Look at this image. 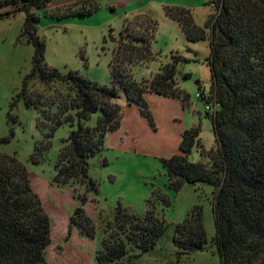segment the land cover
Segmentation results:
<instances>
[{
  "label": "trees",
  "instance_id": "16d2710c",
  "mask_svg": "<svg viewBox=\"0 0 264 264\" xmlns=\"http://www.w3.org/2000/svg\"><path fill=\"white\" fill-rule=\"evenodd\" d=\"M50 1H0V20L24 14L19 41L24 40L33 48L31 71L13 106L22 102L26 108H55L52 117L45 116L51 120V131L76 125L58 154L54 183L81 185L87 193H95L96 184L88 177V160L102 152L106 135L119 127V92L127 105L136 106L143 114L147 112L143 100L146 93L185 104L189 97L179 88L176 75L179 65L187 62L172 55L169 62L159 63L150 78L134 80L137 66L157 63L161 57L152 52L156 25L149 20V27L143 32L124 25L109 66L111 88L97 86L75 73L62 76L47 67L44 43L37 35L40 16L36 11L45 10ZM210 5L214 6V13L203 26H198L184 8H167L166 17L178 25L187 42L209 44V93L205 96L199 91L198 99L208 108L215 147L204 150L199 131L194 128L181 136L179 154L161 160V164L167 187L174 192L186 184H203L213 189L212 244L220 264H264V0H213ZM61 11L49 19L55 22L93 14L84 7L70 13ZM32 81L43 87L59 83L71 96L51 102L45 94L29 89ZM69 111L75 112L74 118L67 116ZM96 113L100 115L96 126H86L85 122ZM9 141L4 138L0 144ZM195 148L201 149L199 154L205 162L188 161ZM32 161L36 163L35 158ZM76 218L87 221L81 209L75 210L71 223L77 225ZM109 228L115 233L108 234ZM165 230L164 222L151 210L140 218L119 207L108 224L96 262L122 264L128 247L140 254L148 253ZM84 231L90 235L89 228ZM50 243V219L30 187L26 168L14 156L0 153V264H47ZM173 244L181 254L204 251L206 236L198 208L176 227Z\"/></svg>",
  "mask_w": 264,
  "mask_h": 264
},
{
  "label": "rangeland",
  "instance_id": "374dc122",
  "mask_svg": "<svg viewBox=\"0 0 264 264\" xmlns=\"http://www.w3.org/2000/svg\"><path fill=\"white\" fill-rule=\"evenodd\" d=\"M212 1L51 0L45 10L36 11L40 16L37 35L44 43L45 63L62 76L75 73L97 86L111 88L109 66L124 25L127 23L130 29L143 32L149 27V20L156 25L152 52L161 57L157 63L137 66L134 80L150 78L159 63L169 62L172 55L187 62L179 65L176 75L179 88L189 97L185 104L146 93L143 100L147 112L143 114L136 106L127 105L123 93L119 92V127L106 135L102 152L88 160V177L96 184L95 193H87V188L81 185L54 183L58 154L76 125L51 131V120L45 116L52 117L55 108H26L22 102L13 106L24 78L31 71L33 48L24 40L19 41L24 14L0 20V140L10 138L9 143L0 144V153L14 156L26 168L30 187L50 219L47 264H97L108 224L119 207L140 218L151 210L166 226L150 252L140 254L128 247L122 264H220L212 244L213 189L203 184H186L174 192L167 187V175L161 164V160L179 154L181 136L194 128L199 131L204 150L215 147L205 104L197 97L199 91L205 96L209 93L210 70L206 64L209 44L187 42L178 25L166 17L167 8H184L191 12L198 26H203L214 13ZM79 7L91 9L93 14L55 22L49 19L59 10L70 13ZM185 76L188 78L184 79ZM28 85L30 90L45 94L51 102H61L71 96L59 83L43 87L32 81ZM67 116L74 118L75 112L69 111ZM99 116V113L91 115L85 125L96 126ZM199 150L195 148L191 152L189 162L206 161ZM196 208L201 212L205 249L181 254L173 244L175 229ZM77 209L82 210L87 221L76 218L75 225L71 219ZM88 228L90 235L84 231ZM110 228L108 234H114Z\"/></svg>",
  "mask_w": 264,
  "mask_h": 264
},
{
  "label": "built area",
  "instance_id": "2783aa9c",
  "mask_svg": "<svg viewBox=\"0 0 264 264\" xmlns=\"http://www.w3.org/2000/svg\"><path fill=\"white\" fill-rule=\"evenodd\" d=\"M197 97H199V93H198ZM206 109H208V108H206Z\"/></svg>",
  "mask_w": 264,
  "mask_h": 264
}]
</instances>
